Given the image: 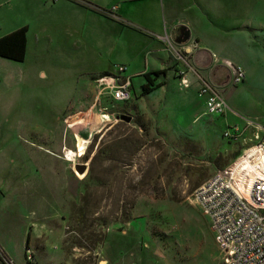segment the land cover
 <instances>
[{
    "label": "rangeland",
    "instance_id": "obj_1",
    "mask_svg": "<svg viewBox=\"0 0 264 264\" xmlns=\"http://www.w3.org/2000/svg\"><path fill=\"white\" fill-rule=\"evenodd\" d=\"M244 2L248 51L256 55L247 65L236 61L222 65V87L230 95L215 87L226 100L229 115H206L197 94L183 87L177 71L176 91L181 94L170 98L141 95L142 78L136 76V93L129 102L106 105L117 122L111 118L99 133L89 130L90 123L68 130L72 139H88L90 134L91 138L83 155L69 161L70 183L55 166L54 184L45 191L47 231L33 242V250L25 251V243L28 223L37 219L32 195L38 193L29 185L36 180L31 151L38 150L32 144L39 141L27 136L26 120L23 132L15 136L5 138L0 129V186L6 187L0 195V199L5 195L0 240L16 264H98L100 254L111 264H220L213 234L192 194L241 154V142L229 141L223 132L233 131L234 125L243 129L246 120L264 127V0ZM233 6L231 1L232 12ZM228 63L244 67L247 77L242 84H231ZM44 72L46 77H33V87L22 90L24 97L44 100L53 95L56 112L75 104L66 103L77 87L73 73L61 65ZM76 116L65 119L64 127L81 114ZM123 116L131 121L121 120ZM74 140L71 151L78 145ZM64 153L62 149L60 155ZM101 234L106 235L104 245L93 249L91 240Z\"/></svg>",
    "mask_w": 264,
    "mask_h": 264
},
{
    "label": "crops",
    "instance_id": "obj_2",
    "mask_svg": "<svg viewBox=\"0 0 264 264\" xmlns=\"http://www.w3.org/2000/svg\"><path fill=\"white\" fill-rule=\"evenodd\" d=\"M244 1L0 0V38L20 28L27 29L24 61L0 57V129L4 128L2 135L5 138L15 136L23 132L22 121L26 120L29 122L27 136L39 141L36 146L32 144L38 152L31 151L36 180L29 186L38 193L32 195L37 219L28 223L31 249L40 233L47 231L49 218L45 207L49 195L45 191L54 184L56 165L61 169V175H65L66 182H71L70 163L60 155L63 147L67 150L74 147L75 136L70 138L68 130L76 126L86 128L88 123L91 124L90 131L98 128V116L94 114L90 118L84 114L94 101L96 88L92 79L113 72L116 65H123L124 74L131 78L133 98L136 76L142 78L141 87L145 83L144 74L162 71L164 74L156 81L162 86L148 95L179 96L181 92L176 91L174 76L181 64L175 52L183 45L178 42L182 30L186 29L190 38L184 44L195 46L191 65L197 72V75H190V89L192 95L197 94L205 111L204 100L198 95V78L230 95L226 86L222 87L225 84L222 65L226 61L247 65L246 61L256 55L254 50L248 51L250 35L244 26ZM59 65L70 70L72 78L76 79L77 87L66 101L75 104L56 112L53 95L44 100L24 97L22 90L33 87V77H46L44 68L50 70ZM29 103L35 106L29 107ZM108 103L110 101L104 100L102 105ZM80 114H83L79 117L82 119L80 124L64 127L65 119ZM62 129L66 134L61 132ZM57 133H60L59 138ZM4 141L8 143L6 139ZM9 145L13 147L11 143ZM4 188L2 184L0 195ZM4 200L5 195L0 199V206ZM14 259L11 250L0 240V264L1 260L16 264ZM99 259L98 264H111L101 254Z\"/></svg>",
    "mask_w": 264,
    "mask_h": 264
},
{
    "label": "built area",
    "instance_id": "obj_3",
    "mask_svg": "<svg viewBox=\"0 0 264 264\" xmlns=\"http://www.w3.org/2000/svg\"><path fill=\"white\" fill-rule=\"evenodd\" d=\"M194 50L195 46L183 44L175 52L181 64L177 73L184 88H190L192 84L190 75H197L191 65ZM228 66L232 73L231 84H242L246 78L243 67L235 63H228ZM124 73L125 66L116 65L113 72L92 79L96 88L94 101L84 114L90 118L94 114L98 116V128L93 129L95 133H99L112 119L115 122L118 119L102 105L104 100L127 103L132 98L131 78ZM198 79V95L204 100L206 114L223 116L229 113L230 108L218 89L205 79ZM223 137L229 141H240L241 154L225 169L199 185L192 199L213 234L220 264H264V127L246 120L243 129L233 126V131L223 132ZM88 139L83 141L87 144ZM75 148L77 151V143ZM62 149L65 152L63 157L70 161L67 156L69 150ZM5 260H1V264H9Z\"/></svg>",
    "mask_w": 264,
    "mask_h": 264
},
{
    "label": "trees",
    "instance_id": "obj_4",
    "mask_svg": "<svg viewBox=\"0 0 264 264\" xmlns=\"http://www.w3.org/2000/svg\"><path fill=\"white\" fill-rule=\"evenodd\" d=\"M26 27L20 28L4 37L0 38V57L23 62L26 49ZM164 74L162 71L144 74L145 83L141 86V95H147L160 88L162 83H156L158 77ZM105 240V234L98 236V239H92L93 249L101 246ZM29 248V235L26 239L25 249ZM5 258V255H2Z\"/></svg>",
    "mask_w": 264,
    "mask_h": 264
},
{
    "label": "bare ground",
    "instance_id": "obj_5",
    "mask_svg": "<svg viewBox=\"0 0 264 264\" xmlns=\"http://www.w3.org/2000/svg\"><path fill=\"white\" fill-rule=\"evenodd\" d=\"M75 123H69L70 124V127H73L74 125H77V124H80L82 122V119L79 118L77 120H74ZM84 139L83 138H77V141H78V145H77V151H71L69 150L67 152V156L69 157L70 161L72 160V158L74 156H82L83 153H84V150H85V146H86V142L83 141ZM81 177V176H80Z\"/></svg>",
    "mask_w": 264,
    "mask_h": 264
},
{
    "label": "water",
    "instance_id": "obj_6",
    "mask_svg": "<svg viewBox=\"0 0 264 264\" xmlns=\"http://www.w3.org/2000/svg\"><path fill=\"white\" fill-rule=\"evenodd\" d=\"M189 38H190V33H189V31L186 30V29H183L182 32H181V37H180L178 43H180V44H184V43H186V42L189 40ZM121 120H124L125 122H130V121H131V118H130V117L123 116V117L121 118ZM79 168H80V167H79ZM82 169H83V167H82Z\"/></svg>",
    "mask_w": 264,
    "mask_h": 264
}]
</instances>
